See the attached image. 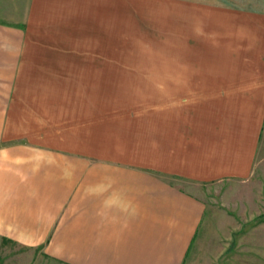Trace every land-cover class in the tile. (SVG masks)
I'll list each match as a JSON object with an SVG mask.
<instances>
[{"label":"crops","instance_id":"crops-1","mask_svg":"<svg viewBox=\"0 0 264 264\" xmlns=\"http://www.w3.org/2000/svg\"><path fill=\"white\" fill-rule=\"evenodd\" d=\"M12 6L0 239L61 264H186L207 202L183 184L264 174V0Z\"/></svg>","mask_w":264,"mask_h":264},{"label":"rangeland","instance_id":"rangeland-1","mask_svg":"<svg viewBox=\"0 0 264 264\" xmlns=\"http://www.w3.org/2000/svg\"><path fill=\"white\" fill-rule=\"evenodd\" d=\"M11 6L12 0H3L0 9ZM150 31L157 35V29ZM149 63L151 67L157 65L156 60ZM183 185L207 202L205 221L186 264H264L263 173L257 172L246 183L225 182L208 188ZM0 264L61 263L38 250L19 248L0 239Z\"/></svg>","mask_w":264,"mask_h":264},{"label":"trees","instance_id":"trees-1","mask_svg":"<svg viewBox=\"0 0 264 264\" xmlns=\"http://www.w3.org/2000/svg\"><path fill=\"white\" fill-rule=\"evenodd\" d=\"M4 241V240H3Z\"/></svg>","mask_w":264,"mask_h":264}]
</instances>
